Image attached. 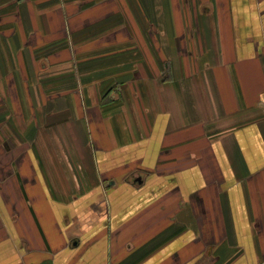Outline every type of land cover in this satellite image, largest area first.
Here are the masks:
<instances>
[{
	"label": "crops",
	"instance_id": "0c3cea01",
	"mask_svg": "<svg viewBox=\"0 0 264 264\" xmlns=\"http://www.w3.org/2000/svg\"><path fill=\"white\" fill-rule=\"evenodd\" d=\"M0 264H264V0H0Z\"/></svg>",
	"mask_w": 264,
	"mask_h": 264
}]
</instances>
